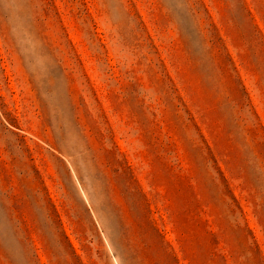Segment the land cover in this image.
Wrapping results in <instances>:
<instances>
[{"label": "rangeland", "instance_id": "rangeland-1", "mask_svg": "<svg viewBox=\"0 0 264 264\" xmlns=\"http://www.w3.org/2000/svg\"><path fill=\"white\" fill-rule=\"evenodd\" d=\"M0 264H264V0H0Z\"/></svg>", "mask_w": 264, "mask_h": 264}]
</instances>
